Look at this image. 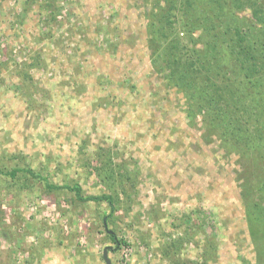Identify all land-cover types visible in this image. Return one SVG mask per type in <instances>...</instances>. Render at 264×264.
<instances>
[{"label":"rangeland","instance_id":"1","mask_svg":"<svg viewBox=\"0 0 264 264\" xmlns=\"http://www.w3.org/2000/svg\"><path fill=\"white\" fill-rule=\"evenodd\" d=\"M154 2L0 0V164H28L54 183L119 200L102 226L104 202L75 205L39 182L0 180V226L22 234V247L0 235V264H105V246L110 264H264L238 154L222 147L218 127L204 133L201 116L190 121L151 70Z\"/></svg>","mask_w":264,"mask_h":264},{"label":"trees","instance_id":"2","mask_svg":"<svg viewBox=\"0 0 264 264\" xmlns=\"http://www.w3.org/2000/svg\"><path fill=\"white\" fill-rule=\"evenodd\" d=\"M166 2V6L154 2L158 11L147 23L151 70L179 94L190 121L201 116V123L208 126L204 133H213L214 126L218 127L222 147L238 154L237 175L244 180L246 193L242 198L249 235L256 244L257 259L264 260V249L260 248L264 246V0ZM245 9L249 17L235 14ZM25 63L26 67L34 65ZM24 75L27 80L33 78L28 72ZM238 173L244 174L243 178ZM0 180L23 188L39 182L45 192L70 193L75 205L104 202L109 212L102 216V226L113 216L119 201L117 192L85 194L78 183H54L28 164H0ZM106 232L116 245L125 243L113 230ZM189 234L186 231L171 240L165 254L178 248ZM0 235L22 247V234L14 228L2 225ZM41 246L35 248L39 254Z\"/></svg>","mask_w":264,"mask_h":264},{"label":"water","instance_id":"3","mask_svg":"<svg viewBox=\"0 0 264 264\" xmlns=\"http://www.w3.org/2000/svg\"><path fill=\"white\" fill-rule=\"evenodd\" d=\"M110 249V246H105L102 250V258L105 262V264H110V260L107 256L108 250Z\"/></svg>","mask_w":264,"mask_h":264}]
</instances>
